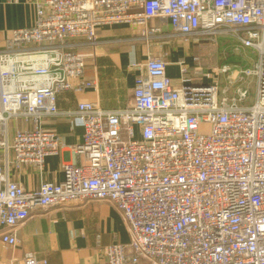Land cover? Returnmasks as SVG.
<instances>
[{"label":"built area","instance_id":"1","mask_svg":"<svg viewBox=\"0 0 264 264\" xmlns=\"http://www.w3.org/2000/svg\"><path fill=\"white\" fill-rule=\"evenodd\" d=\"M35 6L34 25L13 30L0 47L2 243L18 245L16 230L36 208L107 202L129 233L127 244L106 247L107 264H264V0H39ZM118 24L162 44L179 39L197 47L231 38L258 62L240 71L213 68L206 85L198 83L206 73L193 55V67L178 62L184 78L176 86L162 54L134 61L138 75L127 108L78 104L74 120L84 135L74 153L83 162L66 164L60 184L26 190L11 180L10 168L42 172L46 159L59 155L62 138L43 120L59 113V94L96 85L85 78L82 50L96 48L100 27ZM19 120L33 128L10 138V124ZM10 264L48 262L28 253Z\"/></svg>","mask_w":264,"mask_h":264},{"label":"crops","instance_id":"2","mask_svg":"<svg viewBox=\"0 0 264 264\" xmlns=\"http://www.w3.org/2000/svg\"><path fill=\"white\" fill-rule=\"evenodd\" d=\"M38 1L0 0V47H5L13 30L34 25ZM152 24L159 25L157 21ZM97 36L95 49L82 50L87 59L85 78L95 81L96 85L82 93L59 94V113L45 118L42 123L44 129L53 130L62 138L59 155L48 157L42 172L34 166L10 168L11 180L28 191L38 190L44 183H62L64 166L83 162L74 153L84 135V128L75 125L74 120L80 102H91L105 111L123 110L130 105L138 75V70L131 65L134 61L145 62L148 57L162 54L168 62V75L176 86L181 85L184 78L178 62L184 59L190 67L194 66L195 46L179 39L162 44L161 38L148 40L143 30L126 24L100 27ZM204 71L205 77L198 83H212L210 71ZM9 128L10 138H13L17 130H30L33 126L19 120L12 122ZM5 231L0 226V264H10L13 258L20 259L28 253L48 264H107L106 247L129 242L126 223L119 211L107 202L73 203L46 210L36 208L30 218L18 226L19 242L15 247L2 243Z\"/></svg>","mask_w":264,"mask_h":264},{"label":"rangeland","instance_id":"3","mask_svg":"<svg viewBox=\"0 0 264 264\" xmlns=\"http://www.w3.org/2000/svg\"><path fill=\"white\" fill-rule=\"evenodd\" d=\"M193 51V55H199L201 57L203 67L209 71L213 68H217L218 66L222 67L225 64L235 67L232 69L236 71L247 68L252 69L255 64L254 62H258V56L255 53L250 50H242L231 38L219 39L216 43L213 41H205L202 45L194 47ZM188 59L190 60V58ZM237 76L238 72H235L234 78ZM219 78L222 79V74ZM250 80L253 81L251 85V93L253 98H255V79L251 78Z\"/></svg>","mask_w":264,"mask_h":264}]
</instances>
